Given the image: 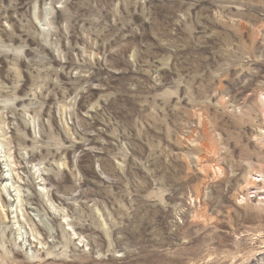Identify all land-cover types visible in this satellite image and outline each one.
Returning <instances> with one entry per match:
<instances>
[{"label": "clouds", "instance_id": "obj_1", "mask_svg": "<svg viewBox=\"0 0 264 264\" xmlns=\"http://www.w3.org/2000/svg\"><path fill=\"white\" fill-rule=\"evenodd\" d=\"M0 264H264V0H0Z\"/></svg>", "mask_w": 264, "mask_h": 264}]
</instances>
